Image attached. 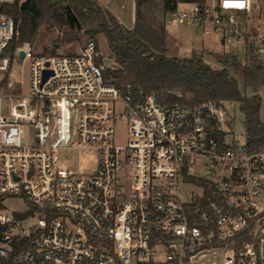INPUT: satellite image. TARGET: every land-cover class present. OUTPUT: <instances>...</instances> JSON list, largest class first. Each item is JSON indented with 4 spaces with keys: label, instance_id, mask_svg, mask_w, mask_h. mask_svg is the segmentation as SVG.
I'll list each match as a JSON object with an SVG mask.
<instances>
[{
    "label": "built area",
    "instance_id": "built-area-1",
    "mask_svg": "<svg viewBox=\"0 0 264 264\" xmlns=\"http://www.w3.org/2000/svg\"><path fill=\"white\" fill-rule=\"evenodd\" d=\"M252 7L178 2L164 23H189L224 52L248 47L264 62V33L242 19ZM15 34L0 12V196L34 210L0 211V264H264V141L239 139L235 102L160 104L105 80L94 38L70 55L29 43L6 52ZM20 51L26 94L10 77Z\"/></svg>",
    "mask_w": 264,
    "mask_h": 264
},
{
    "label": "trees",
    "instance_id": "trees-1",
    "mask_svg": "<svg viewBox=\"0 0 264 264\" xmlns=\"http://www.w3.org/2000/svg\"><path fill=\"white\" fill-rule=\"evenodd\" d=\"M13 0L0 4V12L10 15L16 25V34L6 47L12 52L23 43L32 44L42 25L57 28V45L79 42L82 35L95 37L103 34L116 66L104 69V78L116 85H129L131 92H153L157 102L168 104L175 101L198 103L212 100L233 101L244 116V132L248 146L255 147L264 141V122L259 109L262 97L258 91L264 84V62L248 47L241 62L233 50L223 53L225 66L212 68L204 62L202 54L193 50L188 57L168 56L167 32L164 15L176 8L178 2L205 0H160V17L155 13V0H134V22L125 27L116 17L103 8L97 0ZM65 5L76 16L79 27H70L65 17ZM98 49V47H97ZM56 55L55 49L45 52ZM98 64L102 58L96 59ZM247 90L252 92L247 95ZM176 93L181 96L177 97ZM4 196H0V201ZM34 207L15 214L23 218Z\"/></svg>",
    "mask_w": 264,
    "mask_h": 264
},
{
    "label": "rangeland",
    "instance_id": "rangeland-1",
    "mask_svg": "<svg viewBox=\"0 0 264 264\" xmlns=\"http://www.w3.org/2000/svg\"><path fill=\"white\" fill-rule=\"evenodd\" d=\"M22 2L23 0H19ZM157 3V10L155 13L160 17V9H161V1L155 0ZM97 2L105 8V6L97 0ZM105 4H111L113 7V12L118 15L116 18L118 21L120 20L121 23L124 24L126 27H130L132 25L133 13L131 10L133 0H103ZM108 10L107 8H105ZM109 11V10H108ZM110 12V11H109ZM245 24L248 25V29L254 33H264V0H253V7L251 11L242 17ZM181 25V24H179ZM178 24H169L167 26L168 30L172 32H176V27L179 26ZM182 26L186 27L184 31H182L183 35H192L195 36L196 29L192 25L189 26L187 24H183ZM181 28V27H180ZM199 32L203 33L199 30ZM177 33V32H176ZM185 33V34H184ZM204 34V33H203ZM59 35L57 28H50L47 25H42L39 30L35 41L31 44L33 49L38 52L39 54L46 55L45 52L51 50L52 48L55 49L56 55H70L75 54L79 51V49L84 45L88 38H94L100 52V57L102 60L109 65L110 67L116 66L114 59L112 58V53L108 47L107 41L103 34H98L95 37H89L88 35L84 34L81 37L79 42H68L57 45L56 38ZM199 36L202 37L200 34ZM205 36V35H204ZM208 36V35H207ZM211 38V48L214 52L206 53L205 51H197L202 54V58L204 62H208V64L215 69L222 68L225 66L223 62V53H221L222 48L219 46V42L217 41V35L212 34L208 36ZM180 51L177 53L178 55H189V52ZM204 52V53H203ZM224 52V51H223ZM234 53L237 55V61L241 62V57L243 52L239 50H234ZM166 54L168 56H173V53L166 50ZM208 54L212 57H206V61L204 59L205 56ZM214 56V57H213ZM179 57V56H177ZM11 78L18 81L21 84L22 92L28 93L29 87V60L24 59L20 60V58H15L12 62L11 68ZM259 95L262 97V101L260 104L259 114L261 120L264 121V84L260 86L258 91ZM247 95H251L252 92L247 90ZM230 104L228 107L229 109L235 110L236 119L234 122V130L237 133L240 140L243 139V131H244V116L239 110V106L237 103L229 102ZM114 136L117 142H123L128 138V126L125 122L119 121L115 124L114 127ZM93 156L90 153H84L80 156V163L83 168H87L89 165L87 164L92 160ZM27 207L26 201L21 196H8L4 198L0 202V211H5L9 215H14L15 213L23 212Z\"/></svg>",
    "mask_w": 264,
    "mask_h": 264
},
{
    "label": "crops",
    "instance_id": "crops-1",
    "mask_svg": "<svg viewBox=\"0 0 264 264\" xmlns=\"http://www.w3.org/2000/svg\"><path fill=\"white\" fill-rule=\"evenodd\" d=\"M99 1L116 18H118L117 17L118 15H116L115 12H113V9H112L113 6L111 4H106V3L104 4L103 3V0H99ZM131 10H132V13H133L132 25L130 27H127V28H131L133 26V22H134V0H133V4H132V7H131ZM119 22H120V20H119ZM183 24H187V25L191 26V24H189V23H183ZM183 24L177 26L176 29H174V30H176L177 33L176 32L174 33L171 30L169 31L168 28H167L168 25H166V32H167V51L172 52L173 53V56H179V57H188V56H190V54H191V52L193 50H195V51H198V50L200 51L201 50V51H205L206 53L214 52L212 50V48H211V41H212L211 38H209L207 35L199 32L198 29H195L194 30V32H196L195 36L186 35L185 33H184L185 35L181 34V33H183L182 31H184L186 29V27L182 26ZM200 34L202 35V37L199 36ZM180 51L189 52V55H187V56H185V55H178L177 53H179ZM223 51L224 50L222 49L221 53H224ZM206 57H212V56H210L209 54H208V56H205L204 57L205 61H206Z\"/></svg>",
    "mask_w": 264,
    "mask_h": 264
},
{
    "label": "water",
    "instance_id": "water-1",
    "mask_svg": "<svg viewBox=\"0 0 264 264\" xmlns=\"http://www.w3.org/2000/svg\"><path fill=\"white\" fill-rule=\"evenodd\" d=\"M64 1H66V0H53L52 3L64 2ZM0 9H1V6H0ZM65 17H66L67 21L69 22L70 27H72V28L75 26L79 27V22H78L76 16L73 14V12L71 11V9L69 8L68 5H65ZM3 54H4V52L1 53V55H3ZM23 56H24L23 52L20 51L19 52V58L22 59Z\"/></svg>",
    "mask_w": 264,
    "mask_h": 264
}]
</instances>
